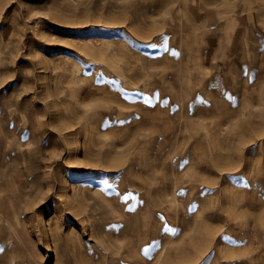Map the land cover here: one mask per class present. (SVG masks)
Wrapping results in <instances>:
<instances>
[{"label": "rangeland", "instance_id": "rangeland-1", "mask_svg": "<svg viewBox=\"0 0 264 264\" xmlns=\"http://www.w3.org/2000/svg\"><path fill=\"white\" fill-rule=\"evenodd\" d=\"M0 264H264V0H0Z\"/></svg>", "mask_w": 264, "mask_h": 264}, {"label": "bare ground", "instance_id": "bare-ground-1", "mask_svg": "<svg viewBox=\"0 0 264 264\" xmlns=\"http://www.w3.org/2000/svg\"><path fill=\"white\" fill-rule=\"evenodd\" d=\"M132 2V1H131ZM137 33H139L140 34V32H137ZM21 148V147H20Z\"/></svg>", "mask_w": 264, "mask_h": 264}]
</instances>
